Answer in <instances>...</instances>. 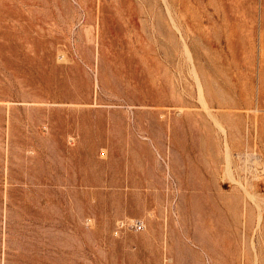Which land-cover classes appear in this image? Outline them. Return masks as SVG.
<instances>
[{"label":"rangeland","instance_id":"rangeland-1","mask_svg":"<svg viewBox=\"0 0 264 264\" xmlns=\"http://www.w3.org/2000/svg\"><path fill=\"white\" fill-rule=\"evenodd\" d=\"M0 264H264V0H0Z\"/></svg>","mask_w":264,"mask_h":264},{"label":"built area","instance_id":"built-area-1","mask_svg":"<svg viewBox=\"0 0 264 264\" xmlns=\"http://www.w3.org/2000/svg\"><path fill=\"white\" fill-rule=\"evenodd\" d=\"M137 230H142L143 229V224L142 222H137L135 223V226H134Z\"/></svg>","mask_w":264,"mask_h":264}]
</instances>
